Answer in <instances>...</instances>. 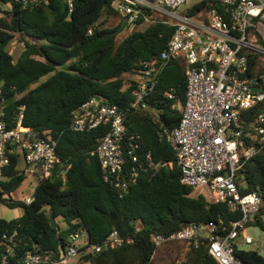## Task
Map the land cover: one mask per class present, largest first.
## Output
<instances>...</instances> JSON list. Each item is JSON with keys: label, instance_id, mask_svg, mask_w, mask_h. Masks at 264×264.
Segmentation results:
<instances>
[{"label": "trees", "instance_id": "obj_1", "mask_svg": "<svg viewBox=\"0 0 264 264\" xmlns=\"http://www.w3.org/2000/svg\"><path fill=\"white\" fill-rule=\"evenodd\" d=\"M0 1L12 4L11 9L0 6V83L16 85L23 93L19 103L25 105L24 123L55 138L56 153L61 160L50 177L39 180L35 200L30 204L15 199L14 193L27 178L19 167L18 155L3 169L0 205L21 206L24 212L18 218L0 217V258L6 252L3 240L6 232L18 230L19 254L38 248L50 262L67 245L71 233L84 226L89 245L102 242L114 229L133 241L100 252L82 253L81 261L152 264L160 249H156L153 235L168 236L189 224L209 221H214L218 232L223 233L232 221L241 217V212L230 211L226 202H210L205 194L181 181L175 149L159 133L179 124L181 110L172 107L173 101L164 97V92L173 87L185 103L188 65L184 58L171 60L159 74L151 98L158 112L130 107L135 87L129 82V74L140 59H153L167 48L173 26L145 8L134 25L144 23V16L153 22L118 41L124 19L114 9L112 0H75L71 13L66 0H50L26 8L14 1ZM214 7L225 9L214 0H197L183 9L199 17ZM110 16L120 17L115 26L107 24ZM90 27H93L91 34ZM15 38L24 44L18 60L8 49ZM247 39L264 47L263 35L254 23L247 30ZM246 51L249 57L246 76L258 77L264 73V55ZM93 95L123 109L127 134H139L144 150L163 163L144 172L125 193L105 180L96 154L108 126L86 131L70 127L73 110ZM10 103L16 101L10 98ZM262 111L264 100L242 110L240 120L249 124ZM244 141L246 145L255 142L248 136H244ZM168 162H173V166ZM127 163L130 165V161ZM239 177L243 192H259L264 196V145L245 163ZM51 214L57 220L56 226L51 224ZM58 219L65 223V228ZM257 223L264 230V221ZM165 244H174L172 252L177 256L184 249L182 264H218L208 251L205 236ZM235 254L243 264H264V256L257 250L235 247Z\"/></svg>", "mask_w": 264, "mask_h": 264}, {"label": "built area", "instance_id": "obj_2", "mask_svg": "<svg viewBox=\"0 0 264 264\" xmlns=\"http://www.w3.org/2000/svg\"><path fill=\"white\" fill-rule=\"evenodd\" d=\"M9 1L26 8L50 0ZM66 1L71 13L75 0ZM196 1L112 0L114 9L128 25L135 24L143 10L149 8L164 23L174 27L167 48L153 59H140L129 74V82L135 87L130 107L156 112L151 98L160 72L171 60L184 58L188 65L185 103L180 101L173 87L164 92V97L173 101L172 107L181 110V118L176 127L159 133L175 149L176 165L184 184L205 194L210 202H226L230 211H240L242 215L223 233L218 232L214 221H209L189 224L168 236L153 235L152 241L158 249L168 241L190 242L205 236L208 251L218 264H243L235 254V247L256 242L246 235L238 243L240 231L258 220L264 221L263 194L243 192L239 177L245 163L264 145V111L249 124L240 120L242 110L264 100V73L258 77L246 76L249 70L246 49L264 55V47L247 39V30L253 23L264 29V0H214L225 6L224 11L214 7L200 13L199 17L183 9ZM144 18V23L153 22L147 16ZM88 33H93V27ZM22 96L16 85L0 83V178L12 157L18 155L19 161L22 155L24 167L21 171L41 180L50 177L61 162L56 153L57 140L24 123L25 105L19 103ZM10 98L16 104L12 105ZM100 125H107L108 130L96 154L105 180L122 193L127 192L144 172L163 164L144 150L139 134H127L124 111L118 105L93 95L73 110L72 130L86 131ZM244 136L254 138L255 142L246 145ZM167 164L173 166V162ZM15 199L21 198L15 195ZM22 200L30 204L35 196ZM3 240L6 252L0 258V264H74L73 259L79 253L100 252L133 241L114 229L102 242L89 245L87 230L82 226L71 233L67 245L59 250V256L49 262L38 248L18 253L21 237L17 229L6 232ZM81 241L83 243L79 244Z\"/></svg>", "mask_w": 264, "mask_h": 264}, {"label": "rangeland", "instance_id": "obj_3", "mask_svg": "<svg viewBox=\"0 0 264 264\" xmlns=\"http://www.w3.org/2000/svg\"><path fill=\"white\" fill-rule=\"evenodd\" d=\"M0 6L3 9H11L12 4L10 2L0 1ZM120 20V17H108L107 24L111 26H115L118 21ZM147 23H142L140 26H136L134 24H126L123 28H120L118 30L117 34V40L120 41L125 35L135 31V30H143L146 27ZM261 29V34L264 38V29ZM8 49L10 50V53H13L14 59L18 60L20 57L23 49L24 44L22 41H20L18 38H15L8 46ZM158 112V110L156 111ZM19 167H24V159L22 155H20L19 160ZM39 183V179L31 174H27V178L21 185L20 189L15 192L14 194L17 197H20L21 199H26V197L31 196L34 194L35 189ZM24 212V209L21 206H10L9 204H1L0 205V217L5 219H13L20 217ZM62 228H65V223L62 220L58 221ZM250 235L252 236L253 240L256 242V244H250V245H238L239 248L243 249H252L257 250L264 256V230L258 223L247 225L244 229L240 231V235L238 236L237 240L238 243L241 242V238L243 236ZM86 240V238H85ZM83 241H81L79 244H82ZM174 244H165L162 245L155 253V257L153 259L152 264H182L184 260V249H182L179 256H177L175 253L172 252V248ZM81 253L77 254L73 261L74 264H91L89 261L80 260Z\"/></svg>", "mask_w": 264, "mask_h": 264}, {"label": "water", "instance_id": "obj_4", "mask_svg": "<svg viewBox=\"0 0 264 264\" xmlns=\"http://www.w3.org/2000/svg\"><path fill=\"white\" fill-rule=\"evenodd\" d=\"M125 24H126V22L124 21L123 22V26H125ZM141 36V33H139V37ZM50 220H51V224H52V226H56L57 225V220H56V218L54 217V215L53 214H51V216H50Z\"/></svg>", "mask_w": 264, "mask_h": 264}, {"label": "crops", "instance_id": "obj_5", "mask_svg": "<svg viewBox=\"0 0 264 264\" xmlns=\"http://www.w3.org/2000/svg\"><path fill=\"white\" fill-rule=\"evenodd\" d=\"M126 25V24H125ZM261 31V30H260ZM60 219H58V221H59Z\"/></svg>", "mask_w": 264, "mask_h": 264}]
</instances>
